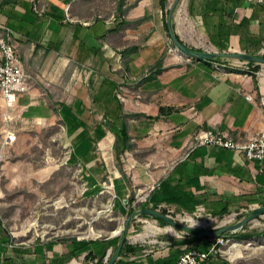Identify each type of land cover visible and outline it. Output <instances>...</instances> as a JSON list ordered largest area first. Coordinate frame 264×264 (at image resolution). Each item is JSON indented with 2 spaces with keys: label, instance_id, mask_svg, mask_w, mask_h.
<instances>
[{
  "label": "crops",
  "instance_id": "crops-1",
  "mask_svg": "<svg viewBox=\"0 0 264 264\" xmlns=\"http://www.w3.org/2000/svg\"><path fill=\"white\" fill-rule=\"evenodd\" d=\"M173 1L162 8L161 0H40L34 10V0H0V30L9 33L29 78L16 108L26 119L58 115L72 151L89 160L90 175L99 174L90 159L95 146L107 152L113 146L107 122L122 117L130 149L119 155L123 174L113 177L112 187L122 204L129 191L130 199L132 192L143 195L130 208L164 204L209 217L248 213L264 206V161L198 145L195 136L211 131L244 143L264 134V65L252 72L238 59L212 62L173 50L167 25ZM170 27L194 51L258 56L264 0H181ZM214 63L229 68L217 71ZM90 115L95 121L88 126ZM199 242L186 247L199 249ZM105 245L111 243L16 244L0 224V264H75L88 251L89 264H102L97 257ZM130 247L121 248L114 264H174L182 254L175 243L161 257Z\"/></svg>",
  "mask_w": 264,
  "mask_h": 264
},
{
  "label": "rangeland",
  "instance_id": "rangeland-1",
  "mask_svg": "<svg viewBox=\"0 0 264 264\" xmlns=\"http://www.w3.org/2000/svg\"><path fill=\"white\" fill-rule=\"evenodd\" d=\"M39 2L34 0L32 9L38 10ZM263 46L264 43L261 48ZM258 56L263 57L261 49ZM46 92L45 98L50 101L55 98L48 90ZM90 116L88 126L95 121L94 116ZM7 131L15 135L14 142H6ZM72 143L58 115L50 120L26 119L17 107L14 117L9 118L0 99V224L12 243L24 245L40 239L72 244L108 241L111 246L102 247L104 264L105 259L107 263L112 257L127 226L122 250L124 245H130L145 249L148 255L161 257L164 248L175 243L182 248L181 253L206 252L213 247L208 264H264V218L257 217L235 232L206 237V242H199V249H187L186 245L194 237L186 231L147 215L130 219L132 212L140 208L135 204L136 207L130 209L129 205L118 201L113 192V177L123 174L119 172L123 171V166L112 146L108 152L95 146L90 159H93L91 164L99 166V174L92 176L86 168L89 160L80 158L81 152L72 151ZM140 197L139 192H132L133 203ZM125 199H130V191ZM243 213L187 216L208 221L205 226L192 227L211 231L237 223L246 215ZM172 220L190 225L184 218ZM100 261L101 256L97 257V263ZM89 262L83 256L74 260L75 264Z\"/></svg>",
  "mask_w": 264,
  "mask_h": 264
},
{
  "label": "built area",
  "instance_id": "built-area-1",
  "mask_svg": "<svg viewBox=\"0 0 264 264\" xmlns=\"http://www.w3.org/2000/svg\"><path fill=\"white\" fill-rule=\"evenodd\" d=\"M176 51L178 50L176 49ZM179 54L183 55L181 52ZM261 54L262 56L264 55V46L261 48ZM212 67L217 71H224L228 65L214 63ZM27 78L28 75L25 73L16 54L15 46L10 40L9 33H4L0 30V99L9 114V118L14 117L18 97L26 90ZM246 99H249V97ZM5 140L8 143L14 142L15 135L13 132L7 131ZM195 141L198 145L216 146L236 151L246 161H264V134L250 141L237 143L211 131H204L196 134ZM139 196L143 198L140 193ZM141 197L140 199H142ZM150 209L159 213L163 212L170 219L188 217L186 213L178 212L171 206L164 204L159 205L155 209ZM212 250L213 247L210 251ZM210 251L191 250L182 253L174 264H208ZM104 264H106V259Z\"/></svg>",
  "mask_w": 264,
  "mask_h": 264
},
{
  "label": "water",
  "instance_id": "water-1",
  "mask_svg": "<svg viewBox=\"0 0 264 264\" xmlns=\"http://www.w3.org/2000/svg\"><path fill=\"white\" fill-rule=\"evenodd\" d=\"M180 1L181 0H174L173 1L172 5L170 7V10H169L168 18H167V25L169 28L170 37H171L172 41L174 42L175 47L177 48V50L179 52H181L183 55L188 56V57L206 60V61H212V62H217L215 60L217 57H227V58L238 59V60L244 61L246 63L253 62L254 64H257V65H264V57H261V56H253V55H249L246 53H231V54L208 53V52H203V51H194V50H191L188 47L182 45L175 38L174 34L172 33L171 27H170V21H171L172 13ZM125 202H127V201H125ZM138 215H147V216L154 217L158 220H161V221L169 224L171 227L186 231V233L188 235L193 236L195 238H206V237H217V236H219L223 233H226V232L237 231L238 229L242 228L247 223H250L255 218L261 217L262 215H264V206L258 207L256 209H253L250 212L246 213V215L244 216L243 219L239 220L237 223H235L233 225H228L225 227H219L218 229L211 230V231H207L204 229H196V228L191 227L189 225H184L180 222L174 221V220L168 218L167 216H165V215H163L157 211H154L152 209H149V208H140L136 211H133L132 214L130 215V219H132L133 217H136ZM126 234H127V226L124 227V230L122 233V238H121L115 252L113 253L112 257L107 261L106 264H114V262L116 261V259L118 258L119 254H120V251H121V248L123 246ZM108 254L109 253H107V257L109 256Z\"/></svg>",
  "mask_w": 264,
  "mask_h": 264
},
{
  "label": "trees",
  "instance_id": "trees-1",
  "mask_svg": "<svg viewBox=\"0 0 264 264\" xmlns=\"http://www.w3.org/2000/svg\"><path fill=\"white\" fill-rule=\"evenodd\" d=\"M165 2L166 0H161V6L162 8H164L165 6ZM264 57V55H263ZM249 66H252L251 71L252 72H257L260 69V66L257 64H254L253 62H249L247 63ZM119 120L120 123L118 122ZM107 126H108V131L110 133H112L115 137L114 142H113V146L112 149L115 153L116 158L119 157L120 154H123L126 150L130 149V137L127 133V129L125 127V124L123 123V118L121 117L119 119V117H116L113 121V125L111 126V122H107ZM120 173H122V169L119 170ZM133 202V199H127V204L129 205ZM142 208H145V206H143ZM131 209V208H130ZM195 241H200V242H206V238H195ZM126 250H129L131 247L129 245H124ZM190 249V248H189ZM192 249V247H191ZM84 252H81V254H83ZM86 260H88L89 258H94L92 257V253L90 251H88L87 255L84 257ZM103 256L101 255V261L100 263H102V259Z\"/></svg>",
  "mask_w": 264,
  "mask_h": 264
},
{
  "label": "bare ground",
  "instance_id": "bare-ground-1",
  "mask_svg": "<svg viewBox=\"0 0 264 264\" xmlns=\"http://www.w3.org/2000/svg\"><path fill=\"white\" fill-rule=\"evenodd\" d=\"M186 218H187V217L184 218V221L186 220ZM193 221H196V222H197L196 225H195L196 227H197V226H198V227L205 226V225L207 224V222H208V221H204V220H203V221L194 220L193 218H191V217L188 216L186 222H189L190 225H191V227L193 226V223H192ZM190 225H189V226H190ZM194 228H195V227H194Z\"/></svg>",
  "mask_w": 264,
  "mask_h": 264
},
{
  "label": "clouds",
  "instance_id": "clouds-1",
  "mask_svg": "<svg viewBox=\"0 0 264 264\" xmlns=\"http://www.w3.org/2000/svg\"><path fill=\"white\" fill-rule=\"evenodd\" d=\"M192 223H193V226H195L197 222L196 221H193Z\"/></svg>",
  "mask_w": 264,
  "mask_h": 264
}]
</instances>
